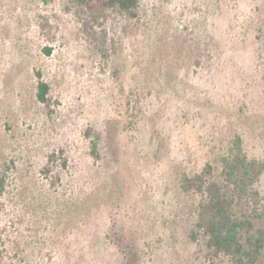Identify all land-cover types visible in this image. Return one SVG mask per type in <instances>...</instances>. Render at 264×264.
<instances>
[{"label":"rangeland","instance_id":"obj_1","mask_svg":"<svg viewBox=\"0 0 264 264\" xmlns=\"http://www.w3.org/2000/svg\"><path fill=\"white\" fill-rule=\"evenodd\" d=\"M139 1L0 0V264H208L182 175L264 164V0Z\"/></svg>","mask_w":264,"mask_h":264},{"label":"trees","instance_id":"obj_2","mask_svg":"<svg viewBox=\"0 0 264 264\" xmlns=\"http://www.w3.org/2000/svg\"><path fill=\"white\" fill-rule=\"evenodd\" d=\"M75 1L93 22H99L108 11H116L131 20L139 17V0ZM37 75V99L52 112L50 86L40 78V73ZM96 149L94 144V155ZM59 162L66 165L62 150L49 156L48 172L58 167ZM59 171L54 175L55 183L60 182ZM263 171L264 164L249 159L242 138L236 136L218 169L208 166L194 177L182 175V189L203 197L188 235L192 241L200 242L208 264H221L222 257L231 264H264V195L256 189ZM5 185V174L0 172V194L5 191Z\"/></svg>","mask_w":264,"mask_h":264}]
</instances>
